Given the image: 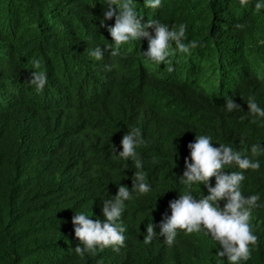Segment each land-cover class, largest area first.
Wrapping results in <instances>:
<instances>
[{"label":"trees","instance_id":"obj_1","mask_svg":"<svg viewBox=\"0 0 264 264\" xmlns=\"http://www.w3.org/2000/svg\"><path fill=\"white\" fill-rule=\"evenodd\" d=\"M257 2L264 0H161L152 9L134 0L142 23H183L185 43L199 42L189 54L170 45L169 73L167 62L144 57L142 41L114 57L90 55L113 44L107 25L115 17L101 24L105 0H0V264H229L203 230H177L172 246L158 234L181 193L209 194L204 184L189 189L180 181L196 135L259 161L258 171L235 164L224 171H243L242 194L260 197L250 220L258 241L240 264H264V117L247 107L253 97L264 109V8L257 12ZM32 71L47 75L40 93L28 82ZM226 98L240 107L229 112ZM132 128L145 141L136 152L146 194L132 190L134 161L118 156ZM253 144L262 148L255 156ZM120 185L132 197L121 217L124 245L77 255L72 217L104 220L103 200ZM150 222L157 236L146 245Z\"/></svg>","mask_w":264,"mask_h":264},{"label":"clouds","instance_id":"obj_2","mask_svg":"<svg viewBox=\"0 0 264 264\" xmlns=\"http://www.w3.org/2000/svg\"><path fill=\"white\" fill-rule=\"evenodd\" d=\"M247 3L248 0H240L241 6ZM105 4L107 9L103 12L101 24L103 25L104 20L115 17L114 25H107L113 44H106L103 50L97 47L90 52V55L97 60L103 58L104 51H108L109 55L114 57L119 54L122 45L131 41H142L145 45L144 57L156 64L167 62V71L171 73L174 67L169 60L170 55L173 54L170 45L174 44L176 52L185 54H189L191 49L199 46V42L195 40L185 43L186 24L181 23L178 27L172 25L170 29L168 24L156 20L149 19L142 23L143 16L138 15L134 0H105ZM144 6L159 8L161 0H144ZM254 7L258 12L264 8V2H257ZM149 28L154 30V35L148 31ZM31 63L34 69L40 68L38 59L32 60ZM28 82L35 86L37 93H40L47 83V75L43 71H32ZM225 105L229 112L240 107L232 98H226ZM247 107L250 114L264 117V109L258 106L253 97L248 98ZM144 143L141 130L132 128L123 135L122 151L118 154L122 159L130 158L134 161L136 171L132 178V190L139 194H146L151 190L150 185L146 183L142 161L136 152L137 146ZM187 147L190 149L191 162L185 158V170L180 181L189 189L194 184H204L209 194L196 199L191 191H185L171 201L169 205L171 215L166 216L161 222L159 236L164 237L168 246H172L177 237V230L189 235L199 234L203 230L211 243L219 249L218 257H226L229 264H240L241 261L249 260L250 246H255L258 241V237L253 234L250 220L252 209L260 206L257 203L260 197L258 194L247 197L242 194L241 182L245 179L243 171L225 172L224 170L226 166L235 164L241 170L258 171L259 161L242 157L240 152L234 151L230 145L221 143L219 147H214L212 138L208 135H196L194 142H190ZM261 150L259 144L251 146L253 156ZM112 151L115 153L114 146ZM213 177L215 186L209 183ZM131 198L129 188L120 185L114 197L103 200L104 220H93L84 212H76L72 217V223L75 237L81 242L74 248L77 255L84 256L85 252L94 253L97 248L106 247L119 251L125 242L123 233L126 229L121 222L125 209L124 202ZM219 201H225L222 208ZM156 236L154 225L148 223L143 238L144 244H151Z\"/></svg>","mask_w":264,"mask_h":264}]
</instances>
